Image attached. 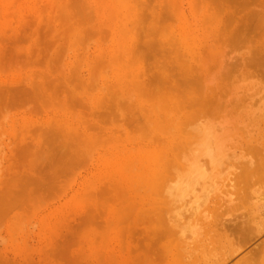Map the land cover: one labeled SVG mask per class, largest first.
Returning <instances> with one entry per match:
<instances>
[{
  "label": "rangeland",
  "instance_id": "1",
  "mask_svg": "<svg viewBox=\"0 0 264 264\" xmlns=\"http://www.w3.org/2000/svg\"><path fill=\"white\" fill-rule=\"evenodd\" d=\"M263 87L264 0H0V264H264V186L242 190L264 171ZM225 95L229 144L258 162L225 199L258 202V232L211 217L184 259L155 194L183 122Z\"/></svg>",
  "mask_w": 264,
  "mask_h": 264
},
{
  "label": "bare ground",
  "instance_id": "2",
  "mask_svg": "<svg viewBox=\"0 0 264 264\" xmlns=\"http://www.w3.org/2000/svg\"><path fill=\"white\" fill-rule=\"evenodd\" d=\"M241 47H243V45ZM180 58H181V56H180ZM230 58H232V57H230ZM236 61H237V59H236ZM225 62H226V60H225ZM225 62H223V63L225 64ZM170 63H172V62H170ZM176 64H178V63H176ZM228 72H226V76H227ZM195 74H196V72H195ZM254 74H255V71H254ZM253 76H255V75H253ZM192 79H195V78H192ZM196 79H197V77H196ZM164 86H165V84H164ZM172 87H174V86H172ZM196 88H197V86H196ZM163 89H164V87H163ZM175 89H177V88L175 87ZM151 90H153V89H151ZM202 90H203V88H202ZM229 90H227V91L225 90V91L228 92ZM157 92H159V90ZM190 92H193V91H190ZM188 94H190V93H188ZM199 94H200V92H199ZM199 94L194 99H197L199 97ZM152 95H150V96H152ZM227 95H225V98L227 97ZM181 96H186V95H181ZM201 96H202V94H201ZM232 97H233V95H232ZM164 98H165V96H164ZM176 98H179V97H176ZM202 98H203V96L201 97V100H198V102H197V100H194L195 102L193 101L194 103H193V105L191 104V107L192 106L195 107L198 103H200L202 101ZM225 98L221 99L220 96L219 97L216 96V97L210 98V100H207V102H204V104L202 102L201 103V107H202L201 112L199 111V109H197V111H196V113L200 112L198 118L197 119L195 118V120H194V117H192L194 121L192 120V121L187 122V120H189L188 116H190L187 114L188 119H186L183 122V125L184 124H187V125L182 126V128H184V129H181V131L182 130L183 131L181 134L180 144H178V146L175 148L173 146L174 149L177 148V150H178L177 155L175 157V160L173 159L174 162H173V160L172 161L169 160L170 163H173L172 165H174V167H172V165H170L168 163V165L171 166L173 171L169 172L168 170H165L164 174L161 177V181L157 186V192L155 195H156V202L158 204V207H157L158 210H156V212H155V218L158 221V226L161 229V231L163 232V234L166 233V235H168V238L171 237L174 240V242H176L175 244L177 246L178 255H180L184 259L185 258L188 259V258H191V256H193L191 254V256L188 257V254L190 251L193 252L192 250H194V249H196V251H198L197 249L200 248V246L203 247V245H201V242L204 241L203 238H204V235L206 236V233H207L206 231H208V234H210V232H212V231L209 232V230L207 229L208 227H210L209 226L210 225L209 220L211 217L214 219V223L217 227L220 226L221 229H222V227H224L222 230H220V228H218L220 231H223V232H225V230H227V231L230 230L233 233L234 232L233 228H235V231H236V228H238V230L240 232H242V236L243 235L244 236H254V235H257V232H258L257 231L258 227H257V222H256L258 215H260L258 213V209H257V207H259L258 202H252V203L250 202L251 207H249L248 213H247L246 212L247 209L241 210V209H238L241 207H238V206L232 207L234 205V203L232 204L228 200V198L225 199L233 190L232 187L237 188V186H235L236 185L235 182H236V179L238 178L237 176H239V178L241 177L240 176L241 175L240 170L242 169V171L245 172L248 165L250 167L252 166L251 161H253V164L257 162L256 160L251 159V158H253V157H251V155L248 156L246 153H244V154H246L248 157H251L250 158L251 161H250V159H249L250 162L247 161L248 157L246 159H243V160L247 161L246 164H245L246 161L245 162L243 160L240 161V153L238 155L236 149H240L241 147L240 146L237 147V145H235V144H229V137L231 134L230 130H232V129H230V127H229L228 117H226V119H227L226 120L225 115L224 114H223L224 116L221 115L222 113L220 114V111H221L223 105L231 104V103H233V100L231 98L230 100H232V101H230L229 99L226 98L227 99L226 101L225 100L222 101ZM149 99H150V97H149ZM181 99H182V97H181ZM186 99H187V97H186ZM186 99H183V100H185V102L188 104H185L183 106L184 108L186 105L188 106V105H190L189 103L192 102V100H191V102H190V100L188 102V99L187 100ZM185 102H183V103H185ZM179 103H180V101H179ZM168 105H166V106L168 107ZM198 105L200 106V104H198ZM179 106L182 107V104ZM187 106H186V108H187ZM235 107L237 108L238 106H235ZM239 107H238V109H239ZM188 108H189V106H188ZM236 108L234 110H236ZM177 109H176V111H177ZM229 109H233V108H229ZM181 110H182V108H181ZM226 110H227V108H226ZM226 110L224 113H226L228 111V110L227 111ZM229 111H230V114H232L231 113L232 111L231 110H229ZM227 113H229V112H227ZM191 115L193 116V113ZM196 115H194V116L197 117ZM219 115H221L220 118H219ZM236 115H238L237 112H236ZM227 116H229V115H227ZM221 117H223V119H225V121L223 119H222L223 120L222 121ZM238 118L240 119L241 117H238ZM230 119H232V118L230 117ZM233 120H235V118ZM241 125L242 124H240V126ZM231 127H233V125H231ZM244 128L240 127L239 130L240 129L242 130ZM247 129H248V127H247ZM172 130H173V128H172ZM244 131H245V129H244ZM167 132H170V131H167ZM249 135H250V133H249ZM235 137H236V135H235ZM156 138H158V137L156 136ZM177 143H176V145H177ZM254 145H255V143L251 146L254 147ZM253 147H250L251 150L257 148L255 150V152L258 151V153L261 152L260 155L263 154L262 153L263 151H261V149L258 150L259 146L256 148L255 147L253 148ZM242 152H243V150H242ZM250 152H253V151H250ZM258 153H256V154H258ZM170 157L173 158L172 155ZM254 158L256 159V157H254ZM257 164H258V162H257ZM161 165H162V163H161ZM245 165H247V166H245ZM170 166H167L168 167L167 169H169ZM254 166H256V164ZM251 168H248V170ZM172 169H169V170H172ZM246 172H247V173H245V178H246L245 180L246 181L244 180L245 183H244L243 188H242L243 193L245 196H248L247 198H249L250 201L251 200L256 201V199H253L254 197L252 198V196L254 195V191L256 189L261 190V187L264 186V171H262L261 169H255L254 168L252 171H246ZM243 179H244V177H243ZM238 184H239V182H238ZM231 188H232V190H231ZM233 191H235V190H233ZM259 196L262 197L263 195L259 194ZM262 198H260V200ZM235 199H234V201H235ZM239 200H240V202L242 201L241 198ZM260 200H258V201H260ZM234 201H232V202H234ZM244 202H245V200H244ZM247 202L249 203L248 200L245 203L247 204ZM231 204H232V206H231ZM237 204L238 203L236 201V205ZM248 214H249V216H248ZM212 223H213V221H212ZM225 226H230V227H229V229L228 228L225 229ZM214 228H216V227L214 226ZM231 228H232V230H231ZM215 230L217 231V229H215ZM238 230H237V232L239 233ZM237 232H235L236 235H239V234L241 235V233L238 234ZM229 233L227 232V234H229ZM214 235H215V233H214ZM216 236L213 237V235H212L213 239H215ZM204 248H205V243H204ZM202 250H203V248H202Z\"/></svg>",
  "mask_w": 264,
  "mask_h": 264
}]
</instances>
